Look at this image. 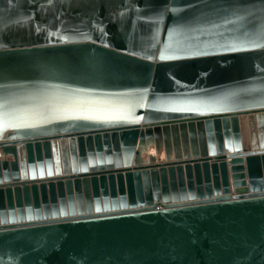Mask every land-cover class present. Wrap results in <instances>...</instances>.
<instances>
[{"label":"water","instance_id":"1","mask_svg":"<svg viewBox=\"0 0 264 264\" xmlns=\"http://www.w3.org/2000/svg\"><path fill=\"white\" fill-rule=\"evenodd\" d=\"M0 264H264V0H0Z\"/></svg>","mask_w":264,"mask_h":264}]
</instances>
